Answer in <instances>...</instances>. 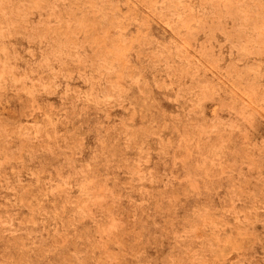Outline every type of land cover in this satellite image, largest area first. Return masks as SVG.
I'll use <instances>...</instances> for the list:
<instances>
[{"label": "rangeland", "instance_id": "rangeland-1", "mask_svg": "<svg viewBox=\"0 0 264 264\" xmlns=\"http://www.w3.org/2000/svg\"><path fill=\"white\" fill-rule=\"evenodd\" d=\"M0 264H264V0H0Z\"/></svg>", "mask_w": 264, "mask_h": 264}]
</instances>
